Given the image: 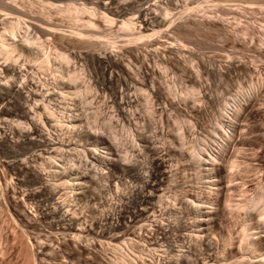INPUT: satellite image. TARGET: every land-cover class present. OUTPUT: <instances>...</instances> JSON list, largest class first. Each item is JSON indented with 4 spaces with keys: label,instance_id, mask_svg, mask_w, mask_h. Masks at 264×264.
Segmentation results:
<instances>
[{
    "label": "rangeland",
    "instance_id": "obj_1",
    "mask_svg": "<svg viewBox=\"0 0 264 264\" xmlns=\"http://www.w3.org/2000/svg\"><path fill=\"white\" fill-rule=\"evenodd\" d=\"M101 1L120 20L57 11L92 6L84 0H0V37L12 41L15 17L31 25L16 33L11 57L0 41V264H36L27 260L25 231L38 264H264L262 205L258 213L226 205L242 183L264 185V0ZM139 10L151 35L132 42L119 22L132 17L138 31ZM90 17L96 27L89 30L102 32L87 39L91 46L77 36ZM57 30L72 37L61 40ZM49 50L52 69L63 64L57 51L69 53L94 99L68 95L77 89L68 79L54 81L39 63ZM150 98L154 117L145 112ZM98 109L96 130L90 116ZM178 125L187 126L186 141L177 138ZM124 127L140 148L126 151L133 164L123 159L126 142L112 137ZM235 157L238 175L228 171ZM149 171L159 179L154 191L144 186Z\"/></svg>",
    "mask_w": 264,
    "mask_h": 264
},
{
    "label": "bare ground",
    "instance_id": "obj_2",
    "mask_svg": "<svg viewBox=\"0 0 264 264\" xmlns=\"http://www.w3.org/2000/svg\"><path fill=\"white\" fill-rule=\"evenodd\" d=\"M67 1V0H66ZM71 1V0H70ZM84 1H89L88 3H90L92 6H88L87 5V3L85 2H82V0H81V4H80V6H77V7H72L71 5H67L66 7H59L58 8V12H65V13H70L71 11H72V9H74V17H76V15H80L81 13H84V14H88V15H90V16H98V17H100V18H98L97 20H99V19H101L102 20V22H104V23H106V24H108V25H112L113 23H115V21H116V19H117V17H118V14H116V12H115V14L113 13V12H111V10H110V8H113V7H111L110 6V8L108 7V5L109 4H107L108 2H103V1H101V0H84ZM110 1V0H109ZM112 1V0H111ZM116 1V0H115ZM113 3V2H112ZM114 4V3H113ZM49 5H52V4H49ZM57 9V8H56ZM115 10H117V9H115ZM114 10V11H115ZM118 11V10H117ZM119 12V11H118ZM65 13H63V15H65ZM119 15H120V13H119ZM123 16V15H122ZM138 19H139V23H140V29L137 31V26H136V20L134 19V18H132V17H127V18H124V16H123V19L121 20V22H119L120 23V31L121 30H123L124 31V33H127V32H129V33H131L132 34V39H131V41L133 42L134 40H138L139 38H142V37H148V33H149V30H151V29H149V25H150V22H149V20H148V18H146V16L144 15V12H143V10H139L138 11ZM119 18V17H118ZM74 20H78V19H74ZM119 20H120V18H119ZM118 20V21H119ZM95 21H96V19H95ZM95 21H93V19H91V17H90V19L88 18L86 21H85V23H84V25H85V27H84V29L87 27L88 28V30L89 29H93V28H95L96 27V23H95ZM117 23V22H116ZM50 25V24H49ZM53 25V24H52ZM51 25V26H52ZM108 25H107V27H108ZM31 25H29V24H27V21L24 19V18H22V17H20V16H18V17H15V19H14V21H11L10 22V25H9V29H10V31H11V35L13 36H10V37H12V41L11 42H9V41H6V38L4 39V38H2V37H0V41L2 42V47H1V49H2V53L4 52V54H6L5 56H10L11 57V55H12V53L11 52H13L15 49H13V45L12 44H15L14 42H15V39L17 38V37H15V35H16V33L18 32V30H20L21 31V28H26L27 29V31H30V29H31V27H30ZM54 26V25H53ZM55 27H56V25H55ZM109 28V27H108ZM151 28V27H150ZM47 29H50L51 31H52V29H54V27L53 28H47ZM47 29H45L46 31H47ZM111 29V28H110ZM24 30V29H23ZM85 30H87V29H85ZM81 31V32H79V30H78V32L76 31V30H74V31H76L77 32V36H79V39L81 40V42H82V40L83 39H90V38H92V37H94V36H98V30L96 29L95 30V32H92V31ZM19 31V32H20ZM72 31H73V29H72ZM97 31V32H96ZM126 31V32H125ZM137 31V32H136ZM53 32V31H52ZM55 32H57V33H59L58 32V30L57 31H55ZM152 32V31H151ZM57 33H56V35H57ZM72 33V32H71ZM98 33V34H97ZM104 33V32H103ZM18 34V33H17ZM51 35L53 34V33H50ZM55 34V33H54ZM61 34H63V33H59V35L61 36ZM65 34V33H64ZM70 34V33H69ZM74 34V33H73ZM102 34V32L99 34V35H101ZM105 34V33H104ZM128 34V33H127ZM131 34H128L130 37H131ZM66 35H68V34H66ZM65 35V37H67ZM151 35V33H149V36ZM18 36V35H17ZM46 36V35H45ZM47 36H48V31H47ZM53 36H55V35H53ZM62 36H64V35H62ZM62 36H61V38H62ZM75 37L73 38V40H77V38H76V35H74ZM105 36V35H104ZM52 37V36H51ZM56 37V36H55ZM65 37H63V38H65ZM70 37H72V35H70ZM69 37V35H68V38H70ZM129 37V38H130ZM54 38V37H53ZM63 38L61 39V40H63ZM103 38V37H102ZM105 38V37H104ZM27 39H30V38H26V40ZM56 39V38H55ZM107 39V38H106ZM8 40V39H7ZM26 40L24 41V43L26 42ZM71 40V39H70ZM80 40H77L78 42H80ZM85 40V42H88V40L86 41ZM93 40V39H92ZM98 40V39H97ZM96 40V41H97ZM39 41H41V39H39ZM38 41V42H39ZM47 41L52 45V44H54V43H52L51 41V39H49V38H47ZM95 41V40H94ZM95 41V42H96ZM31 42V41H30ZM37 42V39H35V41H33V43H38ZM54 42H55V40H54ZM72 42V41H71ZM83 42H84V40H83ZM82 42V43H83ZM91 42H93V41H89L87 44L88 45H90V44H92ZM128 42V41H127ZM29 43V41H27V43H26V45ZM90 43V44H89ZM105 43V42H104ZM39 44V43H38ZM94 44V43H93ZM92 44V45H93ZM98 44V43H97ZM108 44H109V46L110 47H113V48H115V47H117L116 46V41H113V40H111L110 39V41H109V39H108ZM25 45V44H24ZM76 46V45H75ZM86 46V45H85ZM91 46V45H90ZM25 47V46H24ZM37 47H41V45H37ZM74 47V46H73ZM72 47V48H73ZM109 47V48H110ZM94 48V47H93ZM0 49V50H1ZM49 49H52V47H49ZM85 49V48H84ZM98 50V49H97ZM116 50H119L118 48H116L115 49V51ZM75 51V50H74ZM114 51V50H113ZM120 51V50H119ZM107 52V51H106ZM116 52H118V51H116ZM116 52H114V53H110V55H106L105 54V52L104 53H102V54H105L104 56H106L105 58H109V60H111V59H115V57L117 56L116 54ZM95 53V52H94ZM99 54V55H102V54ZM11 54V55H10ZM72 54V53H71ZM75 54V53H74ZM80 54V53H79ZM81 54H83V53H81ZM93 54V53H92ZM108 54V53H107ZM118 54H119V52H118ZM43 55V57H42V59H41V61H39V63H41V65L46 69V70H48V71H50L51 70V74H52V78H54L55 80V82H56V79H57V76L59 75V78L61 79V77L63 78V80H66L67 81V79H68V81L67 82H69V83H71V84H75L76 85V87H77V89L79 88V85H82V89H80V90H78L77 91V89H74V92H69V94L68 95H70V94H73V95H81V96H86L87 98H89V97H91V98H95V95H94V91H90V89H88V87H90V85H88V83H84V75H82V79H81V77L79 76L80 75V73H78V75L76 74L77 73V68H76V63H74V61H72V59H70V57H69V53H61V51H57V55H56V58L58 59V61H59V59H61V63H63L60 67H53V69H52V53H51V51L49 50V51H47V55H44V54H42ZM77 55V54H76ZM76 55L74 56V57H72L73 59L76 57ZM98 55V54H97ZM78 56V55H77ZM87 56V55H86ZM86 56L84 57V59L86 60ZM90 56H92V55H89L88 54V57H90ZM94 56H96V55H94ZM94 56L93 57H90V58H93V60H94ZM103 56V55H102ZM101 56V57H102ZM103 56V57H104ZM80 57V56H79ZM83 57V56H82ZM82 57H80L81 59H82ZM101 57H97L98 59L99 58H101ZM7 58V57H6ZM5 58V59H6ZM12 58H13V56H12ZM79 58V59H80ZM117 58V57H116ZM10 59V58H9ZM7 60V59H6ZM91 60V59H90ZM96 60V59H95ZM106 60V61H105ZM104 61L105 62H107L108 63V60L107 59H105ZM80 61H82V60H78L77 62H80ZM84 61V60H83ZM82 61V62H83ZM87 61V60H86ZM86 61H84L85 62V64H86ZM100 61H102L101 59H100ZM94 62V61H93ZM92 62V63H93ZM112 62V61H111ZM110 62V63H111ZM115 62H116V60H115ZM119 62V61H118ZM117 62V63H118ZM117 63H116V67L115 68H118L117 67ZM119 64V63H118ZM108 65H109V63H108ZM12 66V65H11ZM111 66V65H110ZM109 66V67H110ZM119 66V68H120V65H118ZM4 67V66H3ZM87 67V66H86ZM108 67V66H107ZM108 67V68H109ZM122 67V66H121ZM5 68V67H4ZM107 68V69H108ZM118 68V69H119ZM6 69V68H5ZM112 69V68H111ZM113 69H114V67H113ZM133 69H135V68H133ZM132 69V70H133ZM109 70V69H108ZM124 70V69H123ZM6 71L7 72H12V73H14L15 75L18 73V69L16 68V66L14 65L13 67H9V65H8V67H7V69H6ZM114 71V70H113ZM139 71V70H138ZM6 72V73H7ZM111 72V71H110ZM142 72V71H141ZM140 72V73H141ZM115 73V72H114ZM136 73V72H135ZM139 73V72H138ZM139 73V74H140ZM9 74V73H8ZM110 74V73H109ZM118 74V73H117ZM133 74V73H132ZM62 75V76H61ZM64 75L65 76H68V77H64ZM137 75V74H136ZM113 75H111V77H112ZM53 81V82H54ZM65 83V82H64ZM68 83V84H69ZM67 84V83H66ZM154 84H155V82H154ZM153 84V85H154ZM70 85V84H69ZM69 85L67 86V87H69ZM74 85V86H75ZM153 85H151V86H153ZM70 86H72V85H70ZM64 87V86H63ZM156 86L154 85V88H155ZM66 88V87H65ZM153 88V87H152ZM154 88H153V91H154ZM257 88V89H256ZM71 90H72V88H70ZM69 89V90H70ZM141 89V88H140ZM148 89V88H147ZM68 90V91H69ZM76 90V91H75ZM135 90V89H134ZM145 90V89H144ZM152 90V89H151ZM256 90H258V84H255L254 85V92L256 91ZM55 91V90H54ZM64 91V90H63ZM62 91V92H63ZM66 91V90H65ZM73 91V90H72ZM139 91V89L137 90V92ZM149 91H150V88H149ZM148 91V92H149ZM147 92V93H148ZM51 93V92H50ZM61 93V92H60ZM64 93V92H63ZM134 93V92H133ZM150 93L151 92H149V94L148 95H150ZM250 93H252V92H250ZM66 94V95H67ZM130 94V93H129ZM135 94V93H134ZM33 95V94H32ZM63 95V94H62ZM73 95H70V96H73ZM133 95V94H132ZM135 95H137V93L135 94ZM33 96H35V94L33 95ZM130 96V95H129ZM151 96H152V93H151ZM247 96L248 95H245V98H242V100L239 102V104H238V106H239V114H241V112L242 111H244V109L246 108V106H247V103L249 102L248 100H249V98L251 97V96H249L248 98H247ZM132 97V96H131ZM137 97H139V96H137ZM129 98V97H128ZM133 98V97H132ZM132 98L131 99H129L130 101H132ZM134 98H136L135 96H134ZM133 98V99H134ZM140 98V97H139ZM136 100H137V98H136ZM135 102V101H134ZM130 103H132V102H130ZM234 103H238V97L237 98H235L234 99ZM132 105V104H131ZM133 107V106H132ZM131 107V108H132ZM134 109V108H133ZM157 109V108H156ZM155 109V107H154V105H153V102H152V100H151V98L150 99H148V101H146V106H145V112H146V114L148 115V116H151V117H154V113L157 111ZM45 110L46 111H49L48 110V107H45ZM131 110V109H130ZM129 109H127V111H125V112H127L128 113V111H130ZM123 112V111H122ZM124 112V113H125ZM135 112V111H134ZM133 111H132V114L134 113ZM158 112V111H157ZM49 113H51L50 111H49ZM130 113H131V111H130ZM132 114H131V116H132ZM127 115V114H126ZM100 116H101V113H100V109H98V115H94V113H92V115L90 116V118H91V121H92V125H93V127L96 129V130H98V129H101L102 128V126L100 127V126H98V123H99V121H100ZM129 116V115H128ZM112 118L111 117H109V118H103V121H104V123H106V125H104V126H106L107 128H108V123H112ZM47 121V120H46ZM185 122H187V121H185ZM189 122H187L186 124H188ZM113 125V124H112ZM186 127L187 126H185V125H178V127H177V138L178 137H182V139H184V141H186V137H184V133H186ZM30 128V127H29ZM178 129H184V131H178ZM123 132H124V134L123 135H121L120 133H118L117 131H112V137H114V139H118V141H122V144L124 143V142H126V143H124V145L126 144L127 146H126V148H125V151H124V156H123V159H124V161H127V163H129V162H131L132 164H133V162L135 161V163L137 162L136 161V159H135V155H130L129 156V154L128 155H126V151H128V149H130V147L132 148V151H133V149H136V150H139L140 148L139 147H137L138 145L136 144V142H134V141H136V137H132V131H130V127H124L123 128ZM224 134H225V132H224ZM153 135H154V137H156L157 136V133L156 132H154L153 133ZM226 135V134H225ZM229 136H230V133L228 134ZM122 136H124V140L123 139H121L122 138ZM0 138H2V137H0ZM132 142H133V144H132ZM118 144V143H117ZM187 144V143H186ZM184 145H182V147H183ZM216 147H217V145H216ZM187 149L190 151V155H196V153H194V151H192V147H190V143H188V147H187ZM131 150V149H130ZM212 160V159H211ZM237 161H238V159H236V157L235 158H233V159H231L230 160V163H228V171H232V173H234V175H238V171H241L240 170V163H242V161H238V163H237ZM153 163H154V165L156 166V167H162L163 166V161H162V159H154L153 160ZM210 163V162H209ZM130 164V163H129ZM244 167H248V165H244ZM244 167L243 168H241V169H244ZM148 177L147 178H149L146 182H145V184H144V186H145V188L146 189H151L152 191H154L155 189H156V186L158 185V183H157V181H159V179H158V176L156 175V173L154 172V171H149L148 172ZM240 178H242V175H240ZM77 179V178H76ZM229 181H230V179H229ZM69 184V183H68ZM244 185H245V183H242L241 185H239V186H237V188H238V191H237V193H235V194H232V193H230V194H226V205H228V209L227 210H229L230 212H240V211H256V213H258V211H260V209H264V185H258L257 187H255V188H253V189H250V188H248V189H246V187H244ZM69 186V185H68ZM71 187H72V184L70 185ZM69 186V187H70ZM66 187V186H65ZM73 188V187H72ZM74 189V188H73ZM234 195H236V196H238V198H236V197H234ZM156 196V195H155ZM74 200V199H73ZM148 201V200H147ZM76 202V201H75ZM145 202V201H144ZM260 205H262V207H260ZM258 207H260V209H258ZM143 211V213H145L146 212V209H143L142 210ZM135 217V216H134ZM258 221H262V225H264V217H258ZM22 230V229H21ZM257 231V230H256ZM25 233V236H27L26 237V239H27V247L30 249V252L28 253V255H27V260H28V262L29 261H34V263H36V264H38L39 262L37 261V255L34 253V251H35V246H34V243H33V241H32V239L30 238V236H29V232H24ZM40 244V243H39ZM41 247H44V246H41ZM114 247H116V246H114ZM34 248V250H31V249H33ZM118 249H120V248H118ZM40 250H41V248H40ZM33 251V252H32ZM120 251H124L123 249H120ZM37 253V252H36ZM128 253H130L129 251H128ZM128 253H124V255H126V257H128V259H130V255H133V254H131L130 253V255H128ZM38 254V253H37ZM135 257V256H134ZM137 257H138V255H137ZM43 259V258H42ZM134 259H132V261H133ZM120 261H124V257H123V259H120Z\"/></svg>",
    "mask_w": 264,
    "mask_h": 264
}]
</instances>
